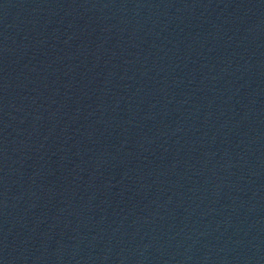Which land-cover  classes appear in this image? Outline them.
<instances>
[{"label":"water","instance_id":"obj_1","mask_svg":"<svg viewBox=\"0 0 264 264\" xmlns=\"http://www.w3.org/2000/svg\"><path fill=\"white\" fill-rule=\"evenodd\" d=\"M0 264H264V0H0Z\"/></svg>","mask_w":264,"mask_h":264}]
</instances>
